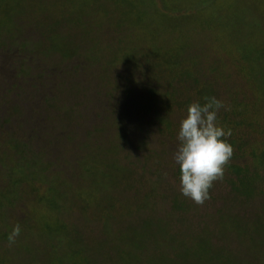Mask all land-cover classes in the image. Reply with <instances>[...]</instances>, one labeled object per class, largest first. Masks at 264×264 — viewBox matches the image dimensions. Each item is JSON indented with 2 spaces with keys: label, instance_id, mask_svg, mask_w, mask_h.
Wrapping results in <instances>:
<instances>
[{
  "label": "rangeland",
  "instance_id": "obj_1",
  "mask_svg": "<svg viewBox=\"0 0 264 264\" xmlns=\"http://www.w3.org/2000/svg\"><path fill=\"white\" fill-rule=\"evenodd\" d=\"M253 47L264 0H0V264H264V55H242ZM156 49L181 62L165 67ZM205 88L236 144L200 206L174 154ZM200 240L223 258H193Z\"/></svg>",
  "mask_w": 264,
  "mask_h": 264
},
{
  "label": "clouds",
  "instance_id": "obj_2",
  "mask_svg": "<svg viewBox=\"0 0 264 264\" xmlns=\"http://www.w3.org/2000/svg\"><path fill=\"white\" fill-rule=\"evenodd\" d=\"M205 99L208 102L203 106L199 102L189 105L186 118L180 121L179 144L174 154L180 171V191L200 206L211 198L214 183L224 179L234 155L233 146L225 139L231 137V130L225 131L217 124V113L225 107L224 103L215 97ZM20 234L17 224L8 236L9 244H14Z\"/></svg>",
  "mask_w": 264,
  "mask_h": 264
},
{
  "label": "trees",
  "instance_id": "obj_3",
  "mask_svg": "<svg viewBox=\"0 0 264 264\" xmlns=\"http://www.w3.org/2000/svg\"><path fill=\"white\" fill-rule=\"evenodd\" d=\"M192 7V6H191ZM232 8V7H231ZM229 15V14H228ZM235 17V16H234ZM224 18V17H223ZM227 18H229V23H226L227 21H226V19H225V27H227V28H229V26L230 25H232V24H234L233 26V28H232V32L234 33V34H238V23L237 22H235L234 23V21H233V17H231L230 15H229V17H227ZM235 19V18H234ZM239 19H241V18H239ZM238 20V19H237ZM207 22H209L210 23V21H207ZM211 22L213 23V24H215V26H219V25H221V24H223L222 23V21L218 18L217 20H211ZM217 22H219V23H217ZM218 24V25H217ZM222 26V25H221ZM212 29H213V27H212ZM241 29L239 28V31H240ZM250 34V36H253V33L252 32H250L249 33ZM231 35H233V34H231ZM177 47H179V46H176L175 48L177 49ZM251 47V46H250ZM182 49V48H181ZM180 49V50H181ZM242 49H246V47H243ZM135 53H137V52H135ZM135 53H133V55L132 56H135ZM159 53H161V54H159ZM148 53H145V54H138V56L140 57V58H147V59H149V57H148V55H147ZM155 54H156V56H159L161 59H162V61H161V64H164V66L166 67V65L168 66V67H170L171 68V66H173V65H176L177 64V62H181V59H179V56H177V54H174V58H172V56L170 55V56H164V55H162L163 54V52H162V50L161 49H156V52H155ZM178 54H181V51L178 53ZM261 54H263L264 55V47L263 48H255V47H253V50L252 51H249L248 53H245V52H243L242 53V55L244 56V58L246 59V61L247 60H252V61H255L254 59H255V56L257 55V56H260ZM132 56H130L131 58H132ZM256 56V57H257ZM170 57V58H169ZM174 60V61H173ZM197 63H199V62H197L196 61V64ZM179 64V63H178ZM177 64V65H178ZM174 67H176V66H174ZM202 91H209V93H207V94H205L204 95V98H206V97H208V98H211V97H213V96H215L216 94H215V92H214V90L213 89H208V88H205V89H203ZM211 92V93H210ZM212 94V95H211ZM200 97V96H199ZM196 98L197 100H198V102L201 104V106H203L205 103H207L208 101L207 100H205V102H203V100L201 99L200 100V98ZM184 101V103H187V101H185V100H183ZM243 106V105H242ZM225 117H224V123L225 124H228V122H230V123H233V124H238V125H240L241 123L239 122V123H237V121H235V118H233L232 119V117L228 120V121H226L225 119H227V117L229 116V113H225ZM234 117V116H233ZM237 117V116H236ZM235 121V122H234ZM226 141L228 142V143H235L236 144V141L235 140H232V139H226ZM257 156V155H256ZM257 157H259V160H261V162L262 163H264V153L263 154H261V155H258ZM241 172H242V169L241 168H236L235 169V173L237 174V176H241ZM178 176H179V178H180V171H179V169H178V174H177ZM238 182H239V185L241 186V191H243V193L245 194V195H249L251 192L248 190L249 189V187H250V183H249V180H248V178L246 177H239V180H238ZM232 186H236L235 185V181L234 180H232ZM234 219V218H233ZM236 219H237V217H236ZM235 220V219H234ZM237 226V228H240V226H238V225H236ZM180 242V240H178V239H176V245H177V243H179ZM197 246V248H192V247H190V249L188 248V251L190 250V252H191V254L193 255L192 257L193 258H197L200 262H204V261H207V262H209L210 260H215V261H217V260H219L220 258H223V253H221V252H216V254H217V256L216 257H211L210 256V247H209V245H207L206 244V242L204 241V240H200V242H199V244H197L196 245ZM177 249L179 248L178 246L176 247ZM180 254H181V252H180ZM179 256V255H178ZM210 257V258H209ZM159 259H161V260H163L162 258H160L159 257ZM206 259V260H205ZM230 264H233V263H231V261H230ZM247 264H250V263H247Z\"/></svg>",
  "mask_w": 264,
  "mask_h": 264
}]
</instances>
